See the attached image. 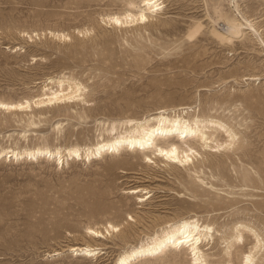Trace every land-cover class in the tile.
Listing matches in <instances>:
<instances>
[{
    "label": "rangeland",
    "instance_id": "obj_1",
    "mask_svg": "<svg viewBox=\"0 0 264 264\" xmlns=\"http://www.w3.org/2000/svg\"><path fill=\"white\" fill-rule=\"evenodd\" d=\"M130 1L0 0V100L31 101L44 79L65 75L85 86L88 102H71L59 113L58 104L41 113L1 110L0 149L93 143L102 124L161 107L224 116L243 145L212 151L206 167L191 171L154 156L148 163L132 150L63 164L1 155L0 264H113L122 251L188 216L213 222L210 243L201 244L213 264H225L220 237L232 221L253 222L264 238V0H163L153 21L121 27L102 21L131 10ZM234 18L242 23L239 38L223 41L210 31L222 24L215 21ZM225 137L219 133L220 141ZM138 186L144 189L129 191ZM108 223L119 229L105 233ZM87 228L105 235L91 237ZM85 242L99 252L70 251ZM252 242L249 234L231 249L233 264H241ZM190 257L170 248L132 264H184Z\"/></svg>",
    "mask_w": 264,
    "mask_h": 264
},
{
    "label": "bare ground",
    "instance_id": "obj_2",
    "mask_svg": "<svg viewBox=\"0 0 264 264\" xmlns=\"http://www.w3.org/2000/svg\"><path fill=\"white\" fill-rule=\"evenodd\" d=\"M163 3V0H131L129 2L131 10L123 14L107 15L104 18L102 16V21L115 27L136 22H145L148 19L153 21L151 19L157 16V12L164 6ZM249 20H246V25L252 30H256L254 24ZM214 24L218 26L221 24L219 28H215V26L213 29H210L214 36L220 40L229 41L232 38H239L243 34L242 23L238 20L215 21ZM48 33L58 39L69 38V35L63 32L49 31ZM28 36L31 37V35ZM84 89L85 86L82 83L69 76L48 77L40 85V94L38 97L31 101L28 99L21 101L0 100V111L14 112L15 114L17 111L28 112V109L39 107L41 109H38V113H41L45 110L43 107L55 104H58L56 108L58 109V113L60 112L59 109H66L67 111V108L70 106L68 105L69 103L86 101ZM183 109H186V107L170 111L161 107L157 111L148 115L146 114L142 118L132 117L102 124L98 130V138L93 143H86L85 145L72 144L66 146L63 150L60 147H50L48 145H37L22 150L16 148L0 149V156H7L8 154L9 157L15 158H20L23 155L29 158L42 156L44 158L54 159L57 164H63V161L69 158H83L84 161H88L98 158L103 154L132 150L133 152H140L144 160L148 163L156 162L152 160L153 157L151 156H154L155 159L162 158L165 165L167 163L169 165L177 164L178 166L184 167L185 170L191 171L192 168L196 170V167L199 165L204 166L206 162L210 163L211 159L209 156L212 155V151L226 153L230 150L238 149L243 145L240 131L236 128L235 124L230 123L224 116L206 115L200 112L184 116ZM30 112L32 113L34 111ZM221 132L226 135L222 141L219 140V133ZM194 160L199 164H195ZM177 165L175 166L178 167ZM200 180L204 181L201 178ZM210 186L213 187L212 184ZM143 189L144 187L138 186L129 189V191L136 194ZM139 199L143 200L144 197L140 196ZM235 200L237 199H230V201ZM252 202L256 207L262 205L256 201ZM242 218H239L237 221H232L226 227L227 230L224 234L221 235L220 240L224 243L221 249V258L225 264H233L231 249L236 247L240 248L239 243L245 237H249L250 234L253 236V242L248 251L244 252L241 258V264H264L263 234L259 232L257 225L251 221H243ZM118 227V225L108 223L104 226L103 230L105 233H110V231L118 230ZM87 231L91 237L100 238L105 235L102 230L96 228H87ZM213 232V222L207 221L200 223L196 217H182L172 223H168L166 227L162 228L160 232L153 236L122 251L113 264H132L134 261H139L144 258L159 257L165 250L170 248L184 250L190 253L191 262L184 264H213L206 259L201 249V244L207 246L210 243ZM247 233L248 235H246ZM85 243L83 245L70 246L69 249L84 257H90L99 252L97 247L88 242Z\"/></svg>",
    "mask_w": 264,
    "mask_h": 264
}]
</instances>
